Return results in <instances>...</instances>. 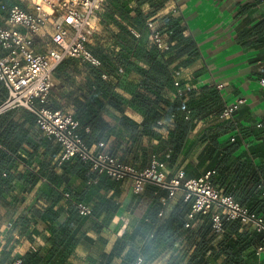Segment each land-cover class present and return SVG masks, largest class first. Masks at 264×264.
<instances>
[{"label": "trees", "instance_id": "trees-1", "mask_svg": "<svg viewBox=\"0 0 264 264\" xmlns=\"http://www.w3.org/2000/svg\"><path fill=\"white\" fill-rule=\"evenodd\" d=\"M135 22L140 34L134 37L127 33L129 36L123 41L129 51L119 59L118 64L114 65L111 60L98 56L102 67L88 65L89 72L83 84L88 88V98L98 105V109L91 114L84 104L73 115L80 123L83 141L90 148L103 141L105 148L113 154L123 142V132L126 131L132 144L141 139L138 155L141 168L137 169L148 165L151 155L165 164L183 169L185 178L211 169L213 173L210 179L221 193L232 196L240 205L264 218V195L258 187L264 179V126L257 125L264 117L253 125L244 126L232 113V117L217 124L215 130L197 131L195 137L190 138L189 134L195 129L201 114L211 111L219 116L222 112L224 106L218 105L220 92L211 89L198 93L192 89L184 99H173L175 87L169 67L176 62L175 54L171 47L160 53L149 33L142 36L145 23L140 22L138 17ZM176 31H179L177 26ZM183 44L186 49L192 47L188 38L184 39ZM119 64L125 69L119 80L112 82L100 77L102 70L114 73ZM176 64L184 67L179 61ZM109 107L122 115H116ZM15 111H19L31 123L36 121L35 113L23 107L8 109L0 116ZM125 111L135 119L124 117ZM102 112H106L111 121L104 119ZM170 119L167 123L168 137L163 139L157 132L162 126L159 122ZM154 139L158 141L156 145L153 144ZM26 144L31 148V155L40 144L44 146L42 157L36 160L39 167L27 172H13L11 169L16 165L13 157L0 155V206L3 208V218L16 217L13 231L19 237L34 242L35 237L40 235L48 247L45 250L34 247L20 254L13 252L14 244L19 239L9 237L2 247L0 264H80L75 255L76 246L83 244L90 249L96 245L94 249L98 250L99 245L106 242L102 233L122 210L118 181L89 171L91 163L77 156L58 162L56 158L60 146L46 135ZM121 158H125L122 153ZM111 189V193H108ZM30 193H33V197L26 204ZM132 194L144 197L141 200L137 198L136 203L140 200L138 209L146 205V214L129 234L120 237L115 249L106 254L101 264H113V256L120 257L118 264H133L138 255L143 257L142 264H145V260L168 249H171V255L163 264H216L219 254L226 251L223 247L209 244L218 234L212 230L209 213H195L192 219L198 218V222L194 227L184 226L191 209V198L184 199L182 195L170 208L166 218L158 221L160 198L167 195V189L146 182L139 193ZM78 202L90 204L91 214L80 215L75 208ZM239 222L238 219L224 220L221 232L231 226L232 229L238 228ZM89 231L97 234L93 245ZM179 233L185 234L187 242L195 234L200 235L189 255L184 246L174 247ZM89 256L86 260L95 264ZM16 260L19 262L16 263Z\"/></svg>", "mask_w": 264, "mask_h": 264}, {"label": "crops", "instance_id": "crops-1", "mask_svg": "<svg viewBox=\"0 0 264 264\" xmlns=\"http://www.w3.org/2000/svg\"><path fill=\"white\" fill-rule=\"evenodd\" d=\"M36 1L0 0V5L16 4L24 9H32ZM5 16V11L0 8V25ZM137 17L143 23L147 18H156L160 31L172 43L171 48L176 62L179 61L184 65L183 83L192 84L193 89L198 93L217 90L221 95V101L218 102L220 106L225 107L241 99L233 112V116L241 125H253L264 117V87L259 85L257 79L259 76H264V0H104L96 14V29L90 36L89 49L97 57L109 59L114 65L118 64L119 59L124 58L129 51L123 41L128 38L129 29L135 28L140 34L138 24L135 22ZM176 26L179 31H176ZM19 28L23 31V28ZM146 35H148L147 29L142 33V36ZM185 38L192 42V47L189 49L183 47ZM33 40L36 52H43L50 45L47 36L36 34ZM88 65L68 58L57 66L53 73V86L49 92L50 107L69 111L73 115H76L84 104L91 114L98 109V105L88 98V88L83 84L89 72ZM6 95L7 87L0 81V102ZM109 108L116 115H122L117 110ZM123 115L135 119L128 111ZM102 116L111 121L106 112H102ZM227 119L220 118L211 111L201 114L189 137L194 138L197 131L211 132L215 130L217 124ZM20 123L22 125H19ZM167 126L165 121L157 129L163 139L168 137ZM123 133L124 140L113 154L120 158L122 153L125 156L121 158L122 161L140 167L138 155L141 139L132 144L129 133L126 131ZM43 136L45 135L38 129L36 121L31 123V120H27L19 111L0 116V155L13 157L16 163L11 169L13 172H27L39 167L36 160L42 157L44 146L40 144L36 152H32L31 155L29 152L31 148L26 143L36 142L37 138ZM251 139L253 140L252 136ZM157 143L158 141L154 139L153 144ZM177 168L175 165L165 164L166 177H173L180 169ZM130 182V179L118 181L117 189L120 191L119 201L122 210L102 233L106 242L102 246L99 245L98 250L94 249L96 245L90 249L83 244L76 246L75 255L80 264H93L86 260L88 255L95 264H101L106 254L115 249L120 237L129 234L145 216L146 205L138 209V203L144 197L140 194L137 196L132 194ZM111 191L112 189L108 193ZM181 196L182 191L178 190L170 202L165 218ZM32 197L33 193H30L25 203H29ZM137 198L140 200L136 203ZM2 214L3 211H0V219H2L0 257L7 239L9 237L13 239L14 235L18 236L13 231L16 217L3 218ZM197 222L198 218L192 219L189 227H194ZM231 227L225 228L209 242L211 246L226 249L219 254L216 264H264V232L256 231L252 223L239 222L238 228ZM88 235L93 239L91 244L93 245L97 234L89 231ZM199 239L200 235L195 234L187 242L185 234L179 233L174 247L184 246L189 255ZM31 246L42 247L45 250L48 244L40 235L35 237L34 242L20 237V240L14 244L13 252L22 254ZM258 247L261 249L258 250ZM98 251L101 254H98ZM170 255L171 249L164 250L156 257L145 260V264H163ZM111 260L113 264H118L121 259L113 256Z\"/></svg>", "mask_w": 264, "mask_h": 264}, {"label": "built area", "instance_id": "built-area-1", "mask_svg": "<svg viewBox=\"0 0 264 264\" xmlns=\"http://www.w3.org/2000/svg\"><path fill=\"white\" fill-rule=\"evenodd\" d=\"M103 2L104 0H37L32 9H24L16 4L0 5L1 10L6 13L0 25V81L7 87V95L0 102V113L15 107L33 111L38 129L60 146L56 158L58 162L77 156L83 161H89V171L97 175L104 174L116 181L130 179V188L135 194L142 190L146 182L167 189V195L160 198L158 221L165 218L171 200L181 190L184 199H192L185 227L190 226L195 213H209L212 230L216 233L222 231L224 220L234 219L243 224L252 223L256 231L264 232L263 217L240 205L232 196L221 193L213 185L210 179L213 170L208 169L198 176L185 178L183 169H178L173 177L167 178L165 163L155 155H151L148 165L137 169L109 152L103 141L92 148L88 147L80 135V123L73 114L48 105L53 73L62 61L73 58L80 63L102 67L101 59L89 49L88 42L96 29V14ZM145 27L160 53L171 47V41L162 34L155 17L147 18ZM129 33L134 37L139 36L135 28H130ZM36 34L49 39L50 45L43 52H36L34 49L33 38ZM169 69L175 87L172 98L184 99L187 92L193 89L190 83L180 85L184 67L174 62ZM124 73L123 65L119 64L114 73L102 70L100 77L113 82L119 80ZM258 83L264 87V76L258 79ZM239 102L241 99L226 105L219 117L231 118ZM186 112L188 113L187 109ZM170 121L171 119L166 122ZM159 123L163 125L164 121L160 120ZM257 125L264 126V120ZM2 174L5 175V172ZM258 187L264 195V179ZM66 197L65 193L64 198ZM75 208L80 215L91 214L90 204L78 202ZM13 238L20 240L17 235ZM143 261V257L138 255L133 264H142Z\"/></svg>", "mask_w": 264, "mask_h": 264}, {"label": "rangeland", "instance_id": "rangeland-1", "mask_svg": "<svg viewBox=\"0 0 264 264\" xmlns=\"http://www.w3.org/2000/svg\"><path fill=\"white\" fill-rule=\"evenodd\" d=\"M80 63V62H79ZM81 64H84V63H81ZM127 182V181H126ZM125 182V184H126V186L128 185V182L126 183ZM0 211L2 212L3 211V208L0 206Z\"/></svg>", "mask_w": 264, "mask_h": 264}]
</instances>
